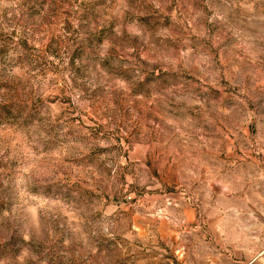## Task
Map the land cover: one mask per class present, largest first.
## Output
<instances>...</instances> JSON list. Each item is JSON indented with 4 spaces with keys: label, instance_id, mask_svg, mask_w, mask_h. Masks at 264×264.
I'll use <instances>...</instances> for the list:
<instances>
[{
    "label": "rangeland",
    "instance_id": "rangeland-1",
    "mask_svg": "<svg viewBox=\"0 0 264 264\" xmlns=\"http://www.w3.org/2000/svg\"><path fill=\"white\" fill-rule=\"evenodd\" d=\"M0 264H264V0H0Z\"/></svg>",
    "mask_w": 264,
    "mask_h": 264
}]
</instances>
